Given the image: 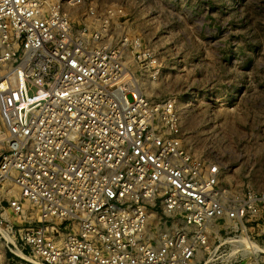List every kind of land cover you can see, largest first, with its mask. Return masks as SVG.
Segmentation results:
<instances>
[{"label": "built area", "instance_id": "2783aa9c", "mask_svg": "<svg viewBox=\"0 0 264 264\" xmlns=\"http://www.w3.org/2000/svg\"><path fill=\"white\" fill-rule=\"evenodd\" d=\"M125 11L0 0V264H264V189L145 94Z\"/></svg>", "mask_w": 264, "mask_h": 264}, {"label": "rangeland", "instance_id": "374dc122", "mask_svg": "<svg viewBox=\"0 0 264 264\" xmlns=\"http://www.w3.org/2000/svg\"><path fill=\"white\" fill-rule=\"evenodd\" d=\"M94 1L123 5L154 49L143 91L176 99L191 151L264 189V0Z\"/></svg>", "mask_w": 264, "mask_h": 264}]
</instances>
